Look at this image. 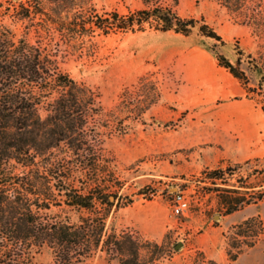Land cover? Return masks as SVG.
I'll list each match as a JSON object with an SVG mask.
<instances>
[{
  "label": "trees",
  "instance_id": "16d2710c",
  "mask_svg": "<svg viewBox=\"0 0 264 264\" xmlns=\"http://www.w3.org/2000/svg\"><path fill=\"white\" fill-rule=\"evenodd\" d=\"M126 15L100 13L93 0H9L0 5V264H36L48 249L51 264H90L105 252L118 264H165V243L132 232L110 230L107 220L132 204L119 194L123 186L104 149L113 134H125L162 95L153 73L138 78L105 109L99 93L62 69L71 56L92 49L96 34L136 33L147 29L184 37L199 32L223 42L202 18L179 14L180 0H139ZM236 21L264 0H215ZM253 11V10H252ZM246 19H248L246 21ZM219 64L246 85L243 71L216 53ZM134 89L133 91L131 90ZM226 172L206 169L226 215L264 201V190L247 193L245 183L221 188ZM219 181V182H216ZM69 213L77 215L71 221ZM230 262L264 235L259 215L223 232ZM186 264H220L196 248Z\"/></svg>",
  "mask_w": 264,
  "mask_h": 264
},
{
  "label": "rangeland",
  "instance_id": "374dc122",
  "mask_svg": "<svg viewBox=\"0 0 264 264\" xmlns=\"http://www.w3.org/2000/svg\"><path fill=\"white\" fill-rule=\"evenodd\" d=\"M7 1L0 0V5L7 6ZM93 2L100 13L115 10L126 15L141 7L139 0ZM178 12L186 18H202L220 34L223 42L203 36L198 27L188 37L149 29L136 33L96 34L91 39V51L85 49L62 64V69L71 77L99 93V101L105 109L113 108L124 88L147 73H153L152 79L162 90L160 101L143 116V124L132 125L125 134L110 135L104 142L116 175L123 181L119 194L124 200H132L131 205L116 212L113 207L107 227L109 231H129L142 239L154 240L139 228L134 218L135 214L142 216L143 209H161L165 233L160 240L154 241H164L166 253L169 251L171 255L163 260L165 264H186L188 255L196 248L220 264H264V235L253 254L243 256L239 262H230L222 234L245 214L259 215L264 223V201L225 218L227 215L220 210L215 186L210 180L201 178L204 170L221 168L226 172L227 181L219 187L232 189L245 183V191L253 194L264 190V160L204 166L200 161L201 146H188L196 133L203 132V126L175 104L181 73L194 55L192 50L197 48L232 60L233 65L244 72L246 86L250 85L253 96L264 106V2L244 9V13L253 17L249 24L243 22V15L235 21L233 13L231 15L215 0H180ZM176 192L182 193L189 203L184 215L172 214ZM68 215L76 222L75 213ZM141 224L145 227L146 223L142 221ZM178 244L181 247L176 249ZM35 261L36 264H51L50 250H43ZM89 263L118 264V260L98 251Z\"/></svg>",
  "mask_w": 264,
  "mask_h": 264
},
{
  "label": "crops",
  "instance_id": "0c3cea01",
  "mask_svg": "<svg viewBox=\"0 0 264 264\" xmlns=\"http://www.w3.org/2000/svg\"><path fill=\"white\" fill-rule=\"evenodd\" d=\"M192 52L175 93V104L203 126V132L196 133L189 148L201 146L200 161L209 167L264 160V106L253 96L250 85H244L222 67L215 54L197 48ZM229 62L233 64L232 60ZM143 211L142 216L135 214L134 221L148 237L160 240L165 233L163 211ZM252 214H245L232 224ZM256 248L257 245L251 247L249 253L241 254L233 262L253 254Z\"/></svg>",
  "mask_w": 264,
  "mask_h": 264
},
{
  "label": "built area",
  "instance_id": "2783aa9c",
  "mask_svg": "<svg viewBox=\"0 0 264 264\" xmlns=\"http://www.w3.org/2000/svg\"><path fill=\"white\" fill-rule=\"evenodd\" d=\"M188 209L189 203L185 196L180 192L174 193L172 199V214L174 216L184 215V213L188 211Z\"/></svg>",
  "mask_w": 264,
  "mask_h": 264
},
{
  "label": "water",
  "instance_id": "95a60500",
  "mask_svg": "<svg viewBox=\"0 0 264 264\" xmlns=\"http://www.w3.org/2000/svg\"><path fill=\"white\" fill-rule=\"evenodd\" d=\"M181 247V244L176 245V249H179Z\"/></svg>",
  "mask_w": 264,
  "mask_h": 264
}]
</instances>
